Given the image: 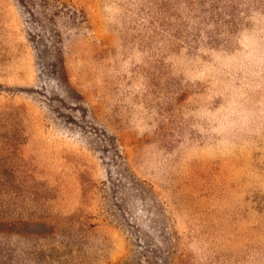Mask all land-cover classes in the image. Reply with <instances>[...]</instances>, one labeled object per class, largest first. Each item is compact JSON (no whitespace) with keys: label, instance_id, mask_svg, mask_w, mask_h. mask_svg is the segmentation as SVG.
<instances>
[{"label":"rangeland","instance_id":"rangeland-1","mask_svg":"<svg viewBox=\"0 0 264 264\" xmlns=\"http://www.w3.org/2000/svg\"><path fill=\"white\" fill-rule=\"evenodd\" d=\"M49 2L0 0V264H264V0Z\"/></svg>","mask_w":264,"mask_h":264},{"label":"trees","instance_id":"trees-1","mask_svg":"<svg viewBox=\"0 0 264 264\" xmlns=\"http://www.w3.org/2000/svg\"><path fill=\"white\" fill-rule=\"evenodd\" d=\"M27 10L30 18L39 27L45 28L46 23H51L52 18H49L47 12L51 6L49 0H19ZM40 38H43L40 36ZM58 47V46H57Z\"/></svg>","mask_w":264,"mask_h":264}]
</instances>
